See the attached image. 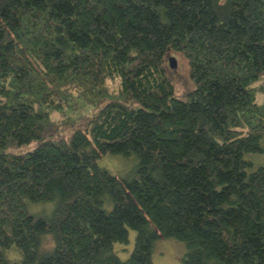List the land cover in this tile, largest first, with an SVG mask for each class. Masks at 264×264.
Returning a JSON list of instances; mask_svg holds the SVG:
<instances>
[{
	"label": "trees",
	"instance_id": "16d2710c",
	"mask_svg": "<svg viewBox=\"0 0 264 264\" xmlns=\"http://www.w3.org/2000/svg\"><path fill=\"white\" fill-rule=\"evenodd\" d=\"M161 238L264 264V0H0V264Z\"/></svg>",
	"mask_w": 264,
	"mask_h": 264
},
{
	"label": "rangeland",
	"instance_id": "374dc122",
	"mask_svg": "<svg viewBox=\"0 0 264 264\" xmlns=\"http://www.w3.org/2000/svg\"><path fill=\"white\" fill-rule=\"evenodd\" d=\"M176 58V69L169 70V76L175 80L176 90L175 93L179 94L183 91L185 83L188 79V66L180 55L174 56ZM122 160L121 157H109L99 161L102 167L119 174L124 172L130 165ZM135 239V233L132 230L128 231V243L127 244H115L114 252L121 260H126L132 252ZM185 245L174 239L161 238L157 240L153 246L151 252L152 264H183V258L185 255Z\"/></svg>",
	"mask_w": 264,
	"mask_h": 264
},
{
	"label": "water",
	"instance_id": "95a60500",
	"mask_svg": "<svg viewBox=\"0 0 264 264\" xmlns=\"http://www.w3.org/2000/svg\"><path fill=\"white\" fill-rule=\"evenodd\" d=\"M167 62H168V67L171 70L176 69V58L174 56H169Z\"/></svg>",
	"mask_w": 264,
	"mask_h": 264
}]
</instances>
